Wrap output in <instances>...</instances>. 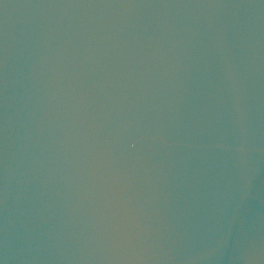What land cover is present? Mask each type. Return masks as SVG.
<instances>
[{"label":"water","instance_id":"obj_1","mask_svg":"<svg viewBox=\"0 0 264 264\" xmlns=\"http://www.w3.org/2000/svg\"><path fill=\"white\" fill-rule=\"evenodd\" d=\"M0 264H264V0H0Z\"/></svg>","mask_w":264,"mask_h":264}]
</instances>
